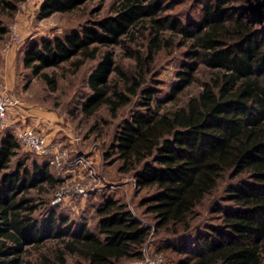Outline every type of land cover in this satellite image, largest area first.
<instances>
[{"label": "trees", "instance_id": "trees-1", "mask_svg": "<svg viewBox=\"0 0 264 264\" xmlns=\"http://www.w3.org/2000/svg\"><path fill=\"white\" fill-rule=\"evenodd\" d=\"M87 1L43 0L39 17L70 13ZM218 1L204 0L201 20L184 25L163 17L165 0H116L113 15L60 37L29 42L22 63L55 90V77L44 70L68 64L75 74L99 57L87 78L91 93L80 103L85 117L102 106L114 115L141 91L144 111L133 112L118 126L111 153L104 155H115L120 172L134 171L139 188L153 190L140 205L155 216L157 228L188 229L194 208L224 174L244 175L226 188L231 205L220 209L222 225L182 242L176 251L189 264H264V37L230 14L226 0ZM6 6L16 7L9 1ZM167 31L190 41L191 61L167 100L160 101L141 85ZM138 32L148 35V44L144 52L130 54L129 43ZM5 33L0 26V38ZM115 48H125L134 71L115 64ZM200 65L209 73L201 90L181 105L163 108L194 82ZM19 146L12 131L0 139V172L5 171L0 177V264H66L68 256L86 264L142 259L150 228L112 198L96 210L97 231L70 224L54 208L35 218L37 206L28 192L43 191V185L53 189L59 181L46 161L30 169L19 162L11 169Z\"/></svg>", "mask_w": 264, "mask_h": 264}, {"label": "rangeland", "instance_id": "rangeland-1", "mask_svg": "<svg viewBox=\"0 0 264 264\" xmlns=\"http://www.w3.org/2000/svg\"><path fill=\"white\" fill-rule=\"evenodd\" d=\"M7 1L15 4V10L6 6ZM115 1L88 0L70 13H54L47 18H40L38 13L43 0H6L0 3V26L6 29V33L0 38V89L18 97L22 102L20 108L28 116H33L31 124H26V118L25 122L16 121L15 111L10 114V120L13 118L18 126L35 128L39 124L44 125L47 140L59 144L67 151L60 166L48 167L52 176L59 181L55 188L43 185V191L35 188L28 192V197L37 206L33 216L39 219L46 210L54 208L56 212L66 215L70 224H84L87 230L97 231L96 210L106 198H112L125 204L142 225L150 228L142 248V259L124 260L121 264H156V261L159 264H189L186 255L176 249L182 242L190 243L198 234L208 233L211 227L222 225L220 209L231 205L226 188L245 176L232 178L229 174H224L214 190L194 208L186 221L188 229L184 230L181 226L174 233L172 227L157 228L155 216L140 205L141 200L151 195L153 190L139 188L134 171L120 172L119 161L114 160L115 155L107 158L104 155L106 152L111 153L109 147L118 126L133 112L144 111L141 106L144 100L141 91L132 96L130 102L120 107L114 115L107 106H102L93 116L85 117L80 103L91 93L87 78L96 67L99 57L87 60L75 74L71 73L72 67L68 64L59 69L44 70L49 76L55 77V90L23 67V52L29 42L60 37L72 29L92 25L96 20L113 15ZM213 2L217 4L219 1ZM163 4V17L169 20L173 19L184 25L201 20L204 0H165ZM226 6L230 14L240 18L264 37V0H226ZM11 26L16 29L17 39L13 40L11 37ZM147 38L148 35L144 32L136 33L133 42L129 43L130 54L144 52L143 49L148 44ZM163 38L166 42L153 51V60L145 71L141 85V89H152L153 98L160 101L167 100L185 70L184 64L191 61L188 55L190 41L170 31ZM126 54L125 48H115L114 62L125 72L134 71L135 61ZM208 75V70L200 65L194 82L176 100L165 103L163 108H174L183 104L189 96L197 94L201 90L200 83ZM113 82L122 87L118 78L114 77ZM7 132H11V129L0 128V139ZM79 154L86 159L85 168L71 164V160ZM45 161V157L19 146L10 166L14 169L21 162L30 169L35 163L42 164ZM4 172H0V177ZM80 188L85 193H78ZM66 261V264H86L75 256H68Z\"/></svg>", "mask_w": 264, "mask_h": 264}, {"label": "built area", "instance_id": "built-area-1", "mask_svg": "<svg viewBox=\"0 0 264 264\" xmlns=\"http://www.w3.org/2000/svg\"><path fill=\"white\" fill-rule=\"evenodd\" d=\"M12 39H17L18 34L14 26L10 27ZM22 106L21 100L15 95L9 93L4 89H0V128L11 129L15 134L21 147L29 152L43 156L50 167H58L67 156V151L59 146L57 143H50L46 135L42 134L36 128L31 126H18L14 121L10 120V114L15 112ZM73 166L83 167L86 166V159L84 155H77L71 160ZM78 193H85L80 188ZM159 264V261H156Z\"/></svg>", "mask_w": 264, "mask_h": 264}, {"label": "crops", "instance_id": "crops-1", "mask_svg": "<svg viewBox=\"0 0 264 264\" xmlns=\"http://www.w3.org/2000/svg\"><path fill=\"white\" fill-rule=\"evenodd\" d=\"M21 109V108H20ZM20 109H18L19 110V112H18V110H16L17 111V113H16V115L17 116H15V119H16V121H24V119L26 118V124L27 123H29V124H31L30 122H31V120L33 119V116H28V113L26 112V111H24V110H20ZM30 117V118H29ZM28 118V119H27ZM12 121H14V119L12 118ZM15 122V121H14ZM25 122V121H24ZM43 123V122H42ZM38 124H39V122H38ZM38 131H40L42 134H44V135H46V131H45V128L46 127H44V125H41V124H39L38 125V127H35ZM47 129H48V127H47ZM50 129V128H49ZM47 137V136H46Z\"/></svg>", "mask_w": 264, "mask_h": 264}]
</instances>
